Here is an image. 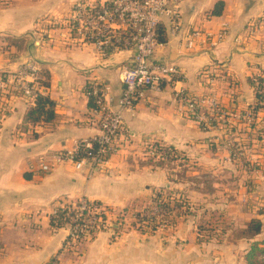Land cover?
I'll list each match as a JSON object with an SVG mask.
<instances>
[{
	"label": "crops",
	"instance_id": "1",
	"mask_svg": "<svg viewBox=\"0 0 264 264\" xmlns=\"http://www.w3.org/2000/svg\"><path fill=\"white\" fill-rule=\"evenodd\" d=\"M79 1L109 0H0V68L13 72L21 63L35 61L42 79L43 72L48 75V86L39 91L55 102L56 113L50 122L33 123L27 116L36 100L0 90V264L53 260L58 264H170L169 248L160 260L153 250L138 245L135 237L119 231H99L77 249H66L68 229L53 227L51 217L63 204L81 198L126 211L133 203L145 202L157 188L172 189L164 168L141 165L131 156L150 142L176 149L194 166V175L208 170L217 179L226 173L234 179L257 180V193L264 197L262 114L252 126L232 115L220 129L206 130L180 113L174 100L178 88L196 99L215 97L232 114L253 109L256 96L248 79L264 71V0H185L183 33L170 37L167 24L161 23L160 37L165 39L160 40L165 44L154 55L179 68V80L148 91L145 99L124 112L126 131L114 141L105 169L91 173L64 162L43 172L41 156L50 157L77 139L99 133L86 87L91 82L107 83L117 99L122 93L121 72L135 54L130 49L101 57L93 46L72 39L68 25ZM218 1L224 2L223 11L211 15ZM224 25L227 36L217 47H185L186 32L217 31ZM230 140L241 143L244 157L257 165L256 172L247 173L240 160L230 158L224 145ZM187 191L191 205L207 196L195 189ZM197 216L179 222L178 239L194 235ZM182 248L175 250L178 258L186 251Z\"/></svg>",
	"mask_w": 264,
	"mask_h": 264
},
{
	"label": "built area",
	"instance_id": "2",
	"mask_svg": "<svg viewBox=\"0 0 264 264\" xmlns=\"http://www.w3.org/2000/svg\"><path fill=\"white\" fill-rule=\"evenodd\" d=\"M185 0H109L105 2L79 1L75 4L69 20L68 29L72 39L79 44L93 46L101 57L123 50H134L131 64L120 75L122 93L116 99L111 85L103 82H91L86 92L92 99L91 113L96 119L99 133L77 139L70 148H63L50 157H40V170L47 172L55 166L69 162L75 169H88L91 173L107 167L114 141L126 130L124 112L131 110L145 99L150 90L159 91L164 82L174 83L180 78V70L154 55L165 44L160 40V25L165 21L170 37L183 33L182 5ZM227 36V25L217 31L192 29L184 35L185 47L197 49L206 45L214 48ZM41 69L35 61H26L13 72L0 68V90L18 93L30 101L41 95ZM260 93L264 96V83ZM174 100L178 111L196 122L203 129H220L229 122L232 115L237 116L246 125L252 126L260 117H264V100L260 109L246 110L232 114L215 97L196 99L183 89L176 88ZM260 111V112H259ZM262 114V115H261ZM261 115V116H260ZM2 116L0 115V123ZM230 158L240 160L247 173L258 170L257 165L244 157L239 141H226ZM158 149L162 159L173 156L170 148L160 142L151 145ZM175 156V155H174ZM173 156V157H174ZM66 210L65 226L68 229L65 241L66 249H77L80 243L102 230H112L119 213L102 203L81 198L63 204ZM157 206L152 207L156 213ZM179 211L178 208L175 209ZM56 214V211L54 212ZM116 218V219H115ZM56 264V263H51Z\"/></svg>",
	"mask_w": 264,
	"mask_h": 264
},
{
	"label": "rangeland",
	"instance_id": "3",
	"mask_svg": "<svg viewBox=\"0 0 264 264\" xmlns=\"http://www.w3.org/2000/svg\"><path fill=\"white\" fill-rule=\"evenodd\" d=\"M154 143L156 142L143 145L135 150L137 153L131 156L135 157L141 165L165 169V175L172 182V189L162 190V200H167V196L171 193L174 197L183 199L194 211V214L199 215L193 227L194 235L191 238L187 236L183 241L177 238L175 229L182 219L174 226L162 225L155 232L147 229V232L142 233L131 224L133 218L130 211L113 209L119 213L118 218L113 220L121 226L118 233H127L135 237L138 245H143L148 251L153 250L160 260L165 258L163 250L166 251L169 248L170 264H236L241 261L240 257L251 243L238 236V230L245 223L252 218H261L263 229L256 240L264 239V214H261V217L258 216V210L264 208V197L257 193L258 188L255 187L257 180L243 177L234 179V177L227 176L226 173L222 175L224 178L217 179L211 175L212 171L208 170H201L194 175V166L185 162L180 153H174V157L169 155L170 160L163 161L158 149L154 146L151 147ZM160 163L162 165L157 166ZM176 183H180V187L184 188L180 190L175 185ZM160 189L161 187L157 188L150 198L145 199V204H149L151 209L155 205L153 198ZM188 189H195L201 194L207 193V196L203 197L204 200L198 201L197 205H191ZM199 225L204 228L201 229L200 235L197 233ZM108 231L114 233L115 229H108ZM181 247H185L186 251L180 252L182 256L178 258L175 250ZM164 262L166 261L164 260Z\"/></svg>",
	"mask_w": 264,
	"mask_h": 264
},
{
	"label": "trees",
	"instance_id": "4",
	"mask_svg": "<svg viewBox=\"0 0 264 264\" xmlns=\"http://www.w3.org/2000/svg\"><path fill=\"white\" fill-rule=\"evenodd\" d=\"M224 8V2L218 1L214 8L211 10V15H221ZM164 40V36L160 37ZM45 79L41 78L40 83L42 85L48 86V75L44 73ZM47 75V76H46ZM249 84L254 88L256 96V104L253 106V110L260 108L261 102L264 100V96L260 93L261 87L264 83V71L252 78L248 79ZM90 105L92 107V99L90 97ZM56 118L55 113V102L47 96L39 95L36 99V105L29 111L27 119L33 123L38 122H50ZM173 153L178 151L171 146H168ZM179 154V152H178ZM164 160H170L167 156ZM172 160V159H171ZM162 165V163L157 166ZM165 189L161 187L160 191L156 193L153 201L154 206L158 207L156 213L152 212L149 204L146 202L137 204H132L125 208L126 212L130 211L132 213V225L139 229L142 233L147 232V229L151 231H156L162 225L170 226L176 225L178 221L185 218L188 215H193L194 211L189 207V205L180 198H176L173 195H168L167 200H162V190ZM97 203H101L96 201ZM178 208L179 211L176 212L175 209ZM260 214H264V208L259 210ZM66 210L58 208L56 214H53L51 217V224L55 228L65 226ZM115 231L121 229L120 225L113 226ZM201 229H204L202 225L197 227V233L200 235ZM263 229V221L261 218H252L249 222L245 223L242 228L238 230V236L241 238L247 239L250 241L249 248L243 253L241 261L236 264H264V239L262 241L256 240V237L261 234ZM51 263H57V260H53ZM49 263V264H51Z\"/></svg>",
	"mask_w": 264,
	"mask_h": 264
}]
</instances>
